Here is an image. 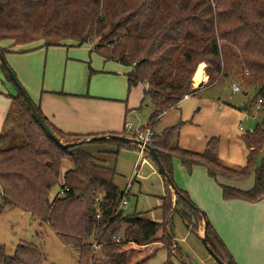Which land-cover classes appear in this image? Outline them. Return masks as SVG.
Segmentation results:
<instances>
[{
  "label": "trees",
  "instance_id": "1",
  "mask_svg": "<svg viewBox=\"0 0 264 264\" xmlns=\"http://www.w3.org/2000/svg\"><path fill=\"white\" fill-rule=\"evenodd\" d=\"M64 40L77 44L95 40L93 51L104 61L129 67L128 92L143 85L142 100L148 99L153 108L149 123L176 108L185 96L196 94L193 82L196 86L197 69L202 66L208 77L205 85L232 79L253 89L250 105L261 101V120L251 133L242 135L247 156L240 172L219 163L217 138L208 141L201 155L179 149L178 125L155 133L150 146L172 181V159L177 158L188 170L204 167L214 181L218 176L243 180L254 175L249 190L220 185L224 201L264 200V156L258 153L264 148V0H0L2 56L25 52L21 48L31 43L48 47ZM2 42L9 45L2 47ZM11 98L21 113L23 142L15 144L16 135L9 138L4 129L0 132V212L10 205L47 224L65 245L78 248L79 264H146L173 241L169 214H177L194 234L204 219L208 246L225 264H236L204 213L175 184L173 193L163 180L166 189L159 208L164 222L137 213L114 215L123 196L114 183L115 169L81 150L79 146L86 142L68 148L56 145L31 117L17 91ZM42 118L62 144L90 138L63 134ZM102 142L115 147L113 156L122 147L136 148ZM63 164L68 168L61 172ZM58 184L63 196L52 197L51 190ZM114 235L120 241L112 240ZM96 236L102 244L100 258L92 259L91 241ZM174 249L179 255L167 249L165 264H171L170 255L184 264L179 249ZM43 260L32 243L18 244L11 255L0 246V264H42Z\"/></svg>",
  "mask_w": 264,
  "mask_h": 264
},
{
  "label": "rangeland",
  "instance_id": "2",
  "mask_svg": "<svg viewBox=\"0 0 264 264\" xmlns=\"http://www.w3.org/2000/svg\"><path fill=\"white\" fill-rule=\"evenodd\" d=\"M95 44V40L82 44L64 40L59 45L48 47L42 46L41 43H31L21 48L25 52L6 53L4 59L33 104L38 105L40 96L49 91L75 95L71 97L79 99L86 95L95 96L106 101L105 105L108 107L106 109L111 112L126 108V128L131 132L139 128V131H143L147 124H153L155 132L163 127L178 125L177 145L179 149L201 155L209 138H219L216 147L219 163L228 168L235 169L234 167L237 166L240 168L243 160L238 147L231 142L237 136H240L242 142L244 133L238 131L239 123H242L245 128H253L261 120L259 111L253 105L249 104L246 111L247 117L243 116L242 111L238 109L243 101L253 98V89L246 88L238 80L232 79H223L214 87L212 85V88H209V85H205L206 78H208L204 73L205 70L199 67V70L196 69L201 71L202 75L204 74V83L196 88H201V90L196 91L194 97L189 98L188 96L189 99L182 100L178 107L168 109L171 110L170 113L165 116L162 114L161 119L157 120L158 125L154 119L148 123L153 108L148 99L142 100L143 85L138 84L128 92L125 73L130 68L115 61H104L100 53L93 51ZM233 82L239 86V91L232 90ZM25 84L28 85L25 86ZM2 86H8L12 96L16 94L14 87L5 78L1 85L4 95L6 91ZM193 88L196 89L194 82ZM245 90L247 91L246 96L243 95ZM4 97L8 96L4 95ZM8 99L12 98L8 97ZM50 101V97L46 98L48 106L62 109V107L53 106ZM20 123L21 113L14 103L12 113L3 129L9 138L16 135L15 142L17 143L15 144L23 142L20 139L23 135ZM127 136L132 135L128 133ZM7 143L2 146H6ZM79 148L104 160L107 166L115 169L114 183L121 191H124L134 171L135 181L130 185L126 195L127 205L123 208L125 214L137 213L146 220L164 222L165 218L159 206L165 193V183L155 163L145 153L138 156L137 148L122 147L118 154L113 156L111 151L115 147L102 141L86 142ZM246 153L247 150L244 156ZM258 153L259 156H264V148ZM67 168L68 165L63 164L61 172ZM195 173L193 167L188 170L180 164L177 158L172 159V179L177 188L180 189L179 186L194 180ZM253 177L254 175L242 183L238 181L233 183L238 185L237 188L246 190L252 184ZM222 178H226V175ZM218 183L221 184V182ZM59 191L60 185L58 184L51 190V196L53 197ZM171 199L173 201L172 194ZM196 207L209 221L207 213L198 205ZM168 219H170L168 225L173 233V241L169 246L166 245L170 253L179 255L174 249V246H177L181 256L185 259L184 264H217L202 244L201 236L198 237L190 232L177 214H169ZM20 243H32L37 246L44 257L42 264H79L77 247L65 245L47 224L32 219L27 212L5 205L0 212V246L4 247L7 255H11ZM167 249H159L147 260L146 264H164L169 256ZM173 255H170V262L178 264L179 260ZM99 258L100 254L96 253L94 259Z\"/></svg>",
  "mask_w": 264,
  "mask_h": 264
},
{
  "label": "crops",
  "instance_id": "3",
  "mask_svg": "<svg viewBox=\"0 0 264 264\" xmlns=\"http://www.w3.org/2000/svg\"><path fill=\"white\" fill-rule=\"evenodd\" d=\"M8 45V42L1 43L2 47H6ZM202 68L204 70V66H202ZM3 79L4 77L0 72V132L6 125L7 119L10 117L12 108L14 106L13 100L8 99V97L11 98L16 95H11L8 86H2L3 90L6 91V94L4 95L8 96L4 97L1 90ZM202 83H204V81ZM26 85L28 84H25V86ZM214 86L215 85H213V87ZM209 88H212V86H209ZM196 90L200 91L201 88H196ZM71 96L75 95H69L62 92H44L43 95L40 96L41 98H39V104L34 105L39 108L42 117H44L46 121L50 123L56 130L63 134L90 137L117 134L128 137V133H133L126 128V108L123 107L116 110L115 112H111L109 109H106L108 108L105 105L107 102L100 100V98L95 96L89 97L86 95L85 97L79 99L72 98ZM194 96H190L189 98ZM48 97L51 98L50 103L53 106L62 107V109L48 106V102L46 104V98ZM189 98H183L182 100ZM181 101L176 107L180 105ZM170 111L171 110L166 111L163 115L165 116L169 114ZM242 113L243 116H248V114H246L247 112L242 111ZM159 118L161 119V116ZM159 118L157 119L158 121L160 120ZM157 120L156 123L158 125ZM157 125L154 126L157 127ZM240 126L242 128L244 127L242 126V123H239V132H241L239 130ZM164 128L166 127L161 128L158 132ZM245 129L251 128L244 127L243 130ZM217 139L219 143V138ZM231 143L238 147L243 163L240 168H237L238 166L234 167L235 169L228 167L225 168L232 171H238L244 167L247 153L244 156L246 149H244V146L240 141V136L232 139ZM193 168L196 172L194 180H190L187 184L179 186L180 189L186 192L189 197H191L192 201L207 213L210 224L225 245L228 252L231 254L236 264H264V200H260L255 203H248L242 200L224 201L221 197V184L224 186L237 188L238 185L233 182L238 181L239 183H242L243 181H247L252 175L244 180H233L229 178L218 177L217 181L221 182V184H219L217 181H214L207 175L204 167L194 166ZM134 181L135 179L133 182ZM178 184L180 185L179 182ZM252 185L253 182L246 188V190H249ZM202 225L203 224L201 223L199 224L198 230L195 233V235L198 237L202 235ZM181 261L182 263L185 262L184 257H182Z\"/></svg>",
  "mask_w": 264,
  "mask_h": 264
},
{
  "label": "water",
  "instance_id": "4",
  "mask_svg": "<svg viewBox=\"0 0 264 264\" xmlns=\"http://www.w3.org/2000/svg\"><path fill=\"white\" fill-rule=\"evenodd\" d=\"M0 70L2 72H4L7 76V78L9 79V81L11 82V84L13 85V87L15 88V90L17 91L18 95L20 96V98L22 99L26 109L28 110L29 114L31 115V117L34 119V121L37 123V125L41 128V130L45 133V135L51 140L53 141L56 145L58 146H62L63 148H68L74 144H81L83 142H99V141H116V142H120L123 144H131L133 146H142V143L130 138V137H126L123 135H117V134H108V135H98V136H92L90 138L87 139H82L81 141L75 142V143H70V144H62L60 139L54 135V133L52 132V130L48 127V125L46 124V122L44 121V119L39 115V113L36 111L35 105L32 103V101L29 99L27 93L25 92L24 88L20 85V83L18 82V80L16 79L15 74L12 72V70L9 68V66L7 65L4 56H2V54L0 53ZM244 96H246V94H243ZM250 104V100H246L243 101L238 109L240 111L246 112L248 109V106ZM144 150L146 155H148L153 162L155 163L158 173L159 175L162 177V179L166 182V184L168 185V188L170 189V191H172L173 193H175V186L173 181L171 180V178H169V176L167 175L164 167L162 166V164L160 163L158 156L154 150V148H152L149 145H144ZM175 200V199H174ZM203 228H202V235L200 237L202 244L204 245L205 249L207 250V252L211 255V257L215 260V262L217 264H225L213 251L212 249L208 246L207 244V239H206V235H205V226H206V221L203 219Z\"/></svg>",
  "mask_w": 264,
  "mask_h": 264
},
{
  "label": "built area",
  "instance_id": "5",
  "mask_svg": "<svg viewBox=\"0 0 264 264\" xmlns=\"http://www.w3.org/2000/svg\"><path fill=\"white\" fill-rule=\"evenodd\" d=\"M232 90L234 92H237L239 91V87L236 85V84H232ZM188 96H185L184 98H187ZM260 100H258V103L256 104L255 109H257V111H260L261 110V107H260ZM165 112L161 113L156 119L155 121L162 115L164 114ZM239 130L243 133H246V132H249L251 133L252 132V128L251 129H245L243 130V128L240 126L239 127ZM155 133H160L158 131H153V124L151 125H145L144 126V129L143 131H139V129L133 133H131L132 136H129L130 138L132 137L133 139L139 141L142 143V146H136V148L138 149V153H139V156H142V154L145 153V150H144V145H149L151 144V141H152V138H153V135ZM146 154V153H145ZM135 170V168H134ZM135 173L134 171L132 172V175L128 181V183L126 184L125 188H124V191H123V196L118 204V206L116 207V209L114 210V215H116L117 213H120V212H123V208L127 205V202H126V195L130 189V185L132 184L134 178H135ZM57 197H61L63 196V190H60L57 195ZM124 213V212H123ZM112 240L114 241H120V237L118 235H114L112 237ZM101 243L99 242V239H97V236L95 238H93L92 242H91V258L94 259L95 257V254L99 252V250L101 249ZM90 264H92L90 262Z\"/></svg>",
  "mask_w": 264,
  "mask_h": 264
},
{
  "label": "bare ground",
  "instance_id": "6",
  "mask_svg": "<svg viewBox=\"0 0 264 264\" xmlns=\"http://www.w3.org/2000/svg\"><path fill=\"white\" fill-rule=\"evenodd\" d=\"M203 81V75L201 74V71H198L196 77H195V83H196V86L195 87H198L199 84Z\"/></svg>",
  "mask_w": 264,
  "mask_h": 264
}]
</instances>
